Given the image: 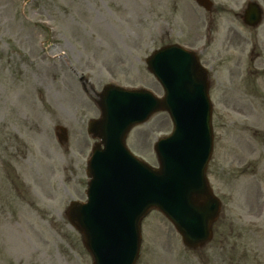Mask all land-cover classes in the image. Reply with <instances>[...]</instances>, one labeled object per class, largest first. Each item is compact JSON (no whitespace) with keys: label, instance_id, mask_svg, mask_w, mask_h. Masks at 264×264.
<instances>
[{"label":"rangeland","instance_id":"1","mask_svg":"<svg viewBox=\"0 0 264 264\" xmlns=\"http://www.w3.org/2000/svg\"><path fill=\"white\" fill-rule=\"evenodd\" d=\"M201 12L194 0H0V264H92L65 212L86 199L98 94L114 84L161 97L145 60L169 44L198 53ZM230 64L209 72L212 239L189 249L153 210L136 264H264V68L253 76L247 58L237 80ZM171 129L156 113L126 145L157 167L153 145Z\"/></svg>","mask_w":264,"mask_h":264},{"label":"water","instance_id":"2","mask_svg":"<svg viewBox=\"0 0 264 264\" xmlns=\"http://www.w3.org/2000/svg\"><path fill=\"white\" fill-rule=\"evenodd\" d=\"M146 63L164 96L106 85L97 101L101 118L88 123L102 147L93 148L87 163L86 202L70 203L66 215L93 264H135L140 221L151 209L173 223L189 248L211 239L220 211L205 177L212 151L206 73L196 56L177 45L154 51ZM161 110L173 130L155 144L159 167L151 168L129 153L124 139L133 125Z\"/></svg>","mask_w":264,"mask_h":264},{"label":"flooded vegetation","instance_id":"3","mask_svg":"<svg viewBox=\"0 0 264 264\" xmlns=\"http://www.w3.org/2000/svg\"><path fill=\"white\" fill-rule=\"evenodd\" d=\"M201 11L200 52L209 71L216 75L215 67L222 69L231 63L230 72L234 73L236 66L238 74L234 78L240 80L248 58L253 67L249 72L253 76L263 74L264 0H203Z\"/></svg>","mask_w":264,"mask_h":264}]
</instances>
